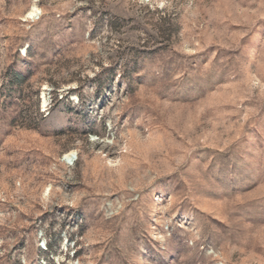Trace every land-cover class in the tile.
<instances>
[{
  "label": "rangeland",
  "instance_id": "rangeland-1",
  "mask_svg": "<svg viewBox=\"0 0 264 264\" xmlns=\"http://www.w3.org/2000/svg\"><path fill=\"white\" fill-rule=\"evenodd\" d=\"M0 264H264V0H0Z\"/></svg>",
  "mask_w": 264,
  "mask_h": 264
},
{
  "label": "bare ground",
  "instance_id": "bare-ground-1",
  "mask_svg": "<svg viewBox=\"0 0 264 264\" xmlns=\"http://www.w3.org/2000/svg\"><path fill=\"white\" fill-rule=\"evenodd\" d=\"M38 13H39V7L36 6V5H34L33 8L31 9V11L29 12V17L35 16V15L38 14ZM46 101H47V100H46L45 95H44V101H43L44 105L46 104ZM74 152H75V151H73L70 155L67 154L68 157H69V156H73Z\"/></svg>",
  "mask_w": 264,
  "mask_h": 264
}]
</instances>
